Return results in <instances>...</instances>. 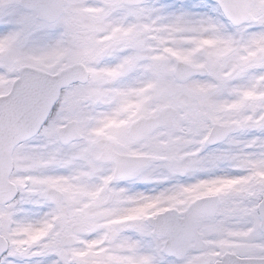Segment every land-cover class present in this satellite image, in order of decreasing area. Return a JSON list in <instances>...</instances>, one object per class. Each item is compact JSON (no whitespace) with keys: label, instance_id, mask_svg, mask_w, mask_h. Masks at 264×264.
<instances>
[{"label":"snow or ice","instance_id":"6c2138e0","mask_svg":"<svg viewBox=\"0 0 264 264\" xmlns=\"http://www.w3.org/2000/svg\"><path fill=\"white\" fill-rule=\"evenodd\" d=\"M0 264H264V0H0Z\"/></svg>","mask_w":264,"mask_h":264}]
</instances>
